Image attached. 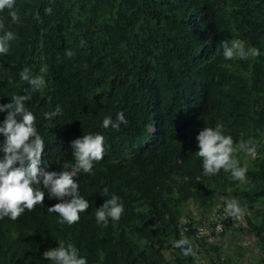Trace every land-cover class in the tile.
<instances>
[{
  "label": "trees",
  "instance_id": "1",
  "mask_svg": "<svg viewBox=\"0 0 264 264\" xmlns=\"http://www.w3.org/2000/svg\"><path fill=\"white\" fill-rule=\"evenodd\" d=\"M15 9L17 23L0 12L16 34L9 53L0 54V104L31 95L26 106L45 140L40 166L47 171L71 170V141L90 133L105 137V156L91 174L73 177L90 202L78 223L61 224L48 212L61 201L42 182L43 204L15 221L0 219V264H52L43 252L58 241L73 243L88 264H200L204 251V264H246L209 241L232 217L220 234L197 232L232 199L247 205L240 229L256 238L254 264H264V0H15ZM233 39L259 56L224 59L221 42ZM25 67L44 77L42 92L20 79ZM57 105L62 114L44 119ZM121 111L127 125L102 127ZM6 115L0 112V125ZM217 123L234 146L255 149L235 153L248 169L243 181L223 169L203 175L196 137ZM4 140L0 134V146ZM105 187L125 209L107 227L95 219ZM181 238L191 240L195 256L173 247Z\"/></svg>",
  "mask_w": 264,
  "mask_h": 264
},
{
  "label": "clouds",
  "instance_id": "2",
  "mask_svg": "<svg viewBox=\"0 0 264 264\" xmlns=\"http://www.w3.org/2000/svg\"><path fill=\"white\" fill-rule=\"evenodd\" d=\"M5 9L8 10L13 23H17L20 17L15 9V0H0V12ZM51 12L50 7L45 9L46 14ZM0 33H2L0 54H7L11 43L16 39V34L8 30L3 22H0ZM80 46L84 47L85 41L82 40ZM221 46L226 60H247L260 54L254 47L246 48L240 39L222 41ZM66 55L71 58L73 53L69 50ZM19 77L29 84L31 92H42L47 86L43 76H34L27 67L19 72ZM31 98L30 94L14 95L10 103L0 104V112L7 113L0 125V134L5 137L0 146V152L3 153V157L0 158V219L9 217L15 221L25 210L33 211L38 204H43L45 191L39 187L42 182L49 198L61 201L49 207L48 212L58 214L61 218L59 223H67L71 226L78 223L80 213L86 212L90 207V202L81 196L79 183L73 177L81 170L91 174L94 162L103 160L105 137L99 133H90L74 139L71 141V148L75 164L71 170H67V165L65 170L59 173L45 170L40 166L45 140L36 127L35 115L26 106V102ZM61 114L62 109L57 105L54 110L44 112L43 116L44 119L51 121ZM122 124L127 125L123 111L117 113L114 120L110 116L105 117L102 127L105 129L111 127L118 131ZM196 140L199 151L195 155L202 158L203 175L214 176L223 169L230 172L234 180L243 181L246 178L248 169L240 167L235 153L238 150L252 153L255 151L254 147H249L243 141L238 147L234 146L232 136L225 134L221 123H217L214 128L204 127L199 131ZM26 161L27 165H25ZM17 164L19 166H16ZM101 195L108 198L101 207L96 208L95 219L97 224L107 227L109 219L118 222L125 209L119 196L112 194L109 197L108 188H103ZM225 212L228 216L238 219L244 215L245 210L237 200L232 199L226 202ZM58 242V247L43 252L46 260L51 261L52 264H88L87 258L80 256L79 250L73 243ZM173 247L179 248L185 257L196 255L193 244L188 238L176 240Z\"/></svg>",
  "mask_w": 264,
  "mask_h": 264
},
{
  "label": "rangeland",
  "instance_id": "3",
  "mask_svg": "<svg viewBox=\"0 0 264 264\" xmlns=\"http://www.w3.org/2000/svg\"><path fill=\"white\" fill-rule=\"evenodd\" d=\"M253 155H255V153H253ZM238 203L246 211L247 205L239 201ZM189 208L193 210L194 214H198V210H195L194 204H190ZM245 223V213L238 219L232 217L229 229L223 235L212 236L209 241L220 245L225 254L230 255L233 259L242 260L246 264H254L258 260L260 248L254 236L240 229ZM208 233L212 234L211 232ZM208 260L209 256L205 251L198 256L200 264H204Z\"/></svg>",
  "mask_w": 264,
  "mask_h": 264
},
{
  "label": "built area",
  "instance_id": "4",
  "mask_svg": "<svg viewBox=\"0 0 264 264\" xmlns=\"http://www.w3.org/2000/svg\"><path fill=\"white\" fill-rule=\"evenodd\" d=\"M225 207L226 205L222 206L220 210L208 215V217L200 221L197 225V232L199 234H204L207 232H212L215 234L222 233L225 228V220L230 218V216H228L225 212Z\"/></svg>",
  "mask_w": 264,
  "mask_h": 264
}]
</instances>
